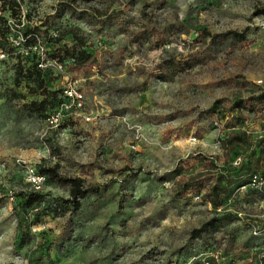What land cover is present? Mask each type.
<instances>
[{
  "label": "rangeland",
  "instance_id": "1",
  "mask_svg": "<svg viewBox=\"0 0 264 264\" xmlns=\"http://www.w3.org/2000/svg\"><path fill=\"white\" fill-rule=\"evenodd\" d=\"M18 2L17 17L3 14L15 46L25 24L47 34L79 29L103 66L87 77L70 75L40 46L48 85L62 92L49 121L28 116L22 102L12 101V64L0 54V264H258L264 200L241 197L227 208L233 218L217 233L195 238L192 231L212 217L211 208L185 193L179 181L213 183V174L194 162L220 157L223 133L203 112L217 100L224 104L264 88V16L257 13L264 0ZM145 27L162 32V48L154 40L133 42L131 32ZM203 29L243 33L246 43L230 37L223 44L201 42ZM195 52L204 57L170 81H145L137 71L167 60L184 63ZM249 120L246 132L264 134V106ZM49 142L57 148L54 155ZM43 164L83 178L88 193L79 210L65 215L39 209L33 239L19 250L17 194L69 198L65 187L37 186L33 175ZM47 244L46 260L41 249Z\"/></svg>",
  "mask_w": 264,
  "mask_h": 264
},
{
  "label": "trees",
  "instance_id": "2",
  "mask_svg": "<svg viewBox=\"0 0 264 264\" xmlns=\"http://www.w3.org/2000/svg\"><path fill=\"white\" fill-rule=\"evenodd\" d=\"M7 12L12 18L21 13L18 0H0V54L6 61L11 62L13 71L14 90L11 91L10 97L12 101L22 102V108L28 116L49 120L56 110L59 93L62 92L49 87L44 69L41 68L46 60L44 54H38L37 46L46 47L48 60L62 67L70 75L87 77L94 70L101 69L103 61L93 50L91 40L79 29H72L63 35L56 33L54 37L37 27L25 24L20 33L22 42L15 46L10 42L11 25L3 16ZM257 13L264 16V9L257 10ZM126 31L128 32L129 28H126ZM131 33L133 42L140 45L151 40L156 41L153 44L156 48H162L165 44L162 32L154 27H145L141 31ZM228 37L240 46L246 43L243 33L211 34L205 29L199 32L198 40L206 42L209 39L212 43L223 44ZM198 56L204 57L202 53L195 52L184 63L167 60L160 62L149 71L143 69L137 71L139 75L144 76L145 81L155 78L166 82L181 72L193 68ZM262 106H264L263 87L256 88L245 98L224 104L217 100L203 112L212 119L213 123L218 124L223 137L218 141L220 157L212 159L200 156L194 162L213 174L212 185L206 187L203 180H195L194 177L182 178L179 181L185 193L196 195L211 208L212 217L200 228L192 231L195 238L201 237L204 233H217L226 221L233 218L227 208L241 197L254 194L255 198L264 200V134L253 136L245 130L250 115L257 113ZM48 149L51 155L57 153V148L50 142ZM59 170L58 164L51 166L43 164L37 168V174L43 177L48 185L65 187L69 195L68 199L46 201L35 191L17 194L13 214L18 233L16 247L19 250L26 247L33 239L31 227L39 224L41 216L39 209H45L51 215H65L68 209L70 211L80 209V202L88 193L85 180L81 177L63 175ZM175 175L180 177V168L175 171ZM258 180L263 184L252 186L253 181ZM51 248V244L43 246L41 257L47 260ZM258 264H264V256L259 257Z\"/></svg>",
  "mask_w": 264,
  "mask_h": 264
},
{
  "label": "built area",
  "instance_id": "3",
  "mask_svg": "<svg viewBox=\"0 0 264 264\" xmlns=\"http://www.w3.org/2000/svg\"><path fill=\"white\" fill-rule=\"evenodd\" d=\"M57 34L56 33H54V34H52V36H56ZM37 48L39 49L40 48V45L39 46H37ZM53 117V116H52ZM52 117L49 119V121H51V119H52ZM57 117V116H56ZM30 172L33 174V171L32 170H30ZM34 176V181L36 182V184H37V186H39V184H41V183H43L44 182V178L43 177H41V176H39L38 174H35V175H33ZM255 181H253V184H252V186H254V184L256 185V186H261L263 183H262V181H257V182H255ZM195 200H199V197H195Z\"/></svg>",
  "mask_w": 264,
  "mask_h": 264
}]
</instances>
